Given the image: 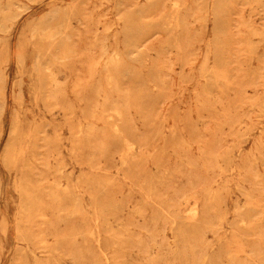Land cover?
Masks as SVG:
<instances>
[{"label":"rangeland","instance_id":"rangeland-1","mask_svg":"<svg viewBox=\"0 0 264 264\" xmlns=\"http://www.w3.org/2000/svg\"><path fill=\"white\" fill-rule=\"evenodd\" d=\"M0 264H264V0H0Z\"/></svg>","mask_w":264,"mask_h":264}]
</instances>
